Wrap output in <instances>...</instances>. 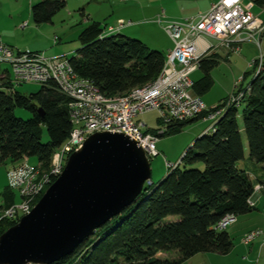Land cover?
Here are the masks:
<instances>
[{
  "label": "trees",
  "instance_id": "1",
  "mask_svg": "<svg viewBox=\"0 0 264 264\" xmlns=\"http://www.w3.org/2000/svg\"><path fill=\"white\" fill-rule=\"evenodd\" d=\"M253 1L264 7V0ZM65 5V0H43L31 7V17L37 24L50 22ZM79 40L80 48L70 57L74 71L105 95L125 94L153 81L164 65L165 56L160 51L119 32L108 34L98 22L83 29ZM219 57L209 53L199 62L202 76L194 80L193 90L200 97L213 85L210 73ZM9 85L2 83L5 88ZM244 90L239 101L227 104L228 98L212 107L223 111L210 132L200 136L156 186H147L131 205L52 264H182L198 253L229 254L232 239L226 230L216 228L217 223L226 214L237 217L252 210L248 200L254 183L250 174L237 166L246 154L244 137L248 158L264 172V59L261 70ZM67 101L53 81L27 96L17 90H0V164L35 157L47 170L53 153L71 130ZM16 107L26 109L31 117H17ZM206 114L170 126L167 134ZM42 126L48 136L45 143L41 140ZM2 198L0 213L15 202L8 186ZM17 220L0 219V235Z\"/></svg>",
  "mask_w": 264,
  "mask_h": 264
},
{
  "label": "built area",
  "instance_id": "2",
  "mask_svg": "<svg viewBox=\"0 0 264 264\" xmlns=\"http://www.w3.org/2000/svg\"><path fill=\"white\" fill-rule=\"evenodd\" d=\"M241 3L242 0H218L203 14L162 21L174 48L165 56L161 72L153 81L135 86L121 95L103 94L93 82L74 71L66 54L45 56L35 51L14 50L0 43V63L10 66V87L23 83L43 85L55 82L68 98L66 107L71 123L67 140L53 153L47 170L23 157L21 163L7 173L8 187L17 192L19 202L3 210L0 219H19L30 212L44 187L62 173L68 156L79 150L94 133H124L135 140L150 158L159 154V137L166 135L170 126L194 120L203 112L207 114L201 119L215 122L223 108H206L193 90L191 75L199 67L200 60L212 51L225 48L233 52L246 40L260 44L264 20L244 9ZM123 26L120 20L117 26H106V31L108 34L119 32ZM199 40H204L201 47L198 46ZM256 61H260L262 67V59L253 60L249 65L253 67ZM260 67L256 73L261 70ZM238 94L233 93L227 104L239 101L244 90ZM149 112L157 114L156 129L149 128L140 120V116ZM176 165L166 163L169 169ZM259 192L264 193V180L253 185V194ZM248 202L253 205L250 199ZM236 218L234 214H226L216 228L226 230ZM261 236H264V230H250L243 234L241 243L249 245Z\"/></svg>",
  "mask_w": 264,
  "mask_h": 264
},
{
  "label": "rangeland",
  "instance_id": "3",
  "mask_svg": "<svg viewBox=\"0 0 264 264\" xmlns=\"http://www.w3.org/2000/svg\"><path fill=\"white\" fill-rule=\"evenodd\" d=\"M41 1L43 0H0V43L8 45L14 50L35 51L43 53L45 56L66 54L68 57H72L76 55L77 50L80 48L79 34L83 29L92 22L100 23L101 27L117 26L120 21L117 20V16H121L123 17L121 21H123L125 27L131 26V22L133 23L132 26H135L133 31H126V36L138 39L151 50H158L163 56H166L174 48V42L164 30L162 21L167 20V17L170 18L171 15L181 13L184 7L191 8L195 2L194 0H65V7L59 10L50 22L37 24L31 17V7ZM205 1L199 0L202 9L205 7V5L203 6ZM241 5L244 9L251 11L254 16L264 19V9L256 5L253 0H243ZM191 16L190 14L187 17ZM210 40L215 43L213 39ZM238 47L233 52L225 48L218 49L219 63L210 73L213 78V85L208 92L201 96L206 108L215 107L227 100L233 93L234 95L238 94L248 87L257 69L261 66L260 61H256L253 67L250 66L249 64L253 60L262 59L263 65L264 33L260 44H257L254 40H246L241 42ZM245 73L246 75L243 77ZM0 75H7L5 79L0 78V90L6 92L17 90L22 95L27 96L38 91L41 86L37 83H23L15 88L3 87V81L8 82L10 78V66L7 63H0ZM201 76L202 71L197 68L191 78L197 80ZM241 110L240 107L238 118L240 125L242 122ZM14 113L24 120L31 117L29 111L20 107H16ZM140 120H143L151 129H156L158 126L155 112L140 116ZM213 124L214 121L212 120L203 121V119H198L185 124L176 132L159 137L157 143L159 154L149 158L150 180L154 186L169 172L170 169L166 166V163L178 164L183 152L193 147V144L199 138V133L207 128L210 132ZM41 140L44 143L48 140L45 126H42ZM244 144L247 152L246 156L248 157L245 137ZM28 161L31 164L38 163L35 157H31ZM244 162H247L246 159L238 163L243 164ZM20 163L21 160L16 163L6 160L0 164V205L3 203L2 193L8 186L7 173L14 165ZM183 166V164L180 165V167ZM47 188L48 186L44 187L40 192L41 195ZM12 193L15 195V202H19L17 192L12 191ZM40 197L38 198L40 199ZM245 218L246 215L237 216V222L226 229L230 233L234 245L228 258L238 264H264V252L261 259L258 260L259 262L255 263V256L249 254L245 247L240 244V239L243 236L242 230L249 225ZM168 219H171V217H168ZM161 253L168 255L167 252ZM174 255L171 254V256ZM205 256H216L221 259L210 262ZM242 256L247 257V260L242 261ZM222 258L225 257L213 253H198L187 261V264H222L218 262ZM224 260L228 259L225 258ZM248 260H252L251 263ZM224 263L226 264L228 261H224Z\"/></svg>",
  "mask_w": 264,
  "mask_h": 264
},
{
  "label": "water",
  "instance_id": "4",
  "mask_svg": "<svg viewBox=\"0 0 264 264\" xmlns=\"http://www.w3.org/2000/svg\"><path fill=\"white\" fill-rule=\"evenodd\" d=\"M150 178L149 158L135 140L124 133L90 135L30 212L0 235V264H52L72 253L131 205Z\"/></svg>",
  "mask_w": 264,
  "mask_h": 264
},
{
  "label": "crops",
  "instance_id": "5",
  "mask_svg": "<svg viewBox=\"0 0 264 264\" xmlns=\"http://www.w3.org/2000/svg\"><path fill=\"white\" fill-rule=\"evenodd\" d=\"M194 1L195 2H194L193 6L191 8L184 7V9H183V11L181 13H176L175 15H171L170 18L167 17V20H171L172 18H173L172 20H174V19H182V18H185L187 16H190V14L192 16H197L199 14H203V13H205V12H207L209 10V8H210L212 3H214V2H216L218 0H206L205 4H203V6L205 5V7H203V9H202V6L199 5V0H194ZM263 9H264V7H263ZM121 19L123 20V17L117 16V20H121ZM164 19H166V18H164ZM260 19H262V18H260ZM262 20H264V19H262ZM164 21H166V20H164ZM132 24L133 23L131 22V26H127V27L123 26L119 30V33L125 35L126 31L127 32L133 31V27H135V26H132ZM109 26H113V25H109ZM203 44H204V40H199L198 41V46L199 47H201ZM211 53H217L218 54L219 52H218V49H217L215 51H212ZM0 78L3 79V75H0ZM203 121H208V120H203ZM207 132H209L208 128L203 130L201 133H199L198 137L204 135ZM183 154H184V152H183ZM246 155H247V152H246L245 158H244V159H246L247 162H244L243 164L238 163L237 164L238 168L242 169V167H244L243 170L247 171L250 174V177H251V174H252L253 176L251 178H252V181H253L254 184H255L256 181L259 182L261 180H264V172L261 170L260 165H258L255 162L251 161ZM250 200L253 203V205H251L252 206V210L249 213L244 214V215H246L245 221L248 222L249 225H247L242 230V232H243L242 234H244V233H246V232H248L250 230H253V229H262V230H264V193L263 192H259V193H256V194H252ZM239 216H241V215H239ZM252 220H253V222H251ZM236 222H237V218H236V221L234 223H232L231 225L235 224ZM240 244L245 247L246 251L249 254H251L252 256H255V258H256V260L254 261L255 263L259 262L258 260L261 259L262 255H263V252H264V250H263L264 249V236H261V237L255 239L249 245L242 244L241 243V239H240ZM233 247H234V245H233ZM231 252L229 254H227V255H223L228 260H224L225 258H222V260H220L218 262H221L222 264H225L224 261H228V263H226V264H238V263H235V262L229 260L228 257L230 256ZM160 255H163V254H160ZM205 257L210 262L212 260L217 261V259H221V258H217L216 256H205ZM190 259H188L187 261H189ZM241 260L245 261V260H247V257L245 258L244 256H242ZM252 260H250V261L248 260V262L251 263ZM187 261L183 262L182 264H187ZM263 263H264V261H263Z\"/></svg>",
  "mask_w": 264,
  "mask_h": 264
}]
</instances>
